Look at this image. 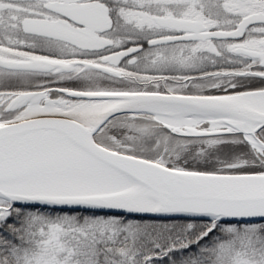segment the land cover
Masks as SVG:
<instances>
[{
  "label": "snow or ice",
  "instance_id": "snow-or-ice-1",
  "mask_svg": "<svg viewBox=\"0 0 264 264\" xmlns=\"http://www.w3.org/2000/svg\"><path fill=\"white\" fill-rule=\"evenodd\" d=\"M0 264H264V0H0Z\"/></svg>",
  "mask_w": 264,
  "mask_h": 264
}]
</instances>
